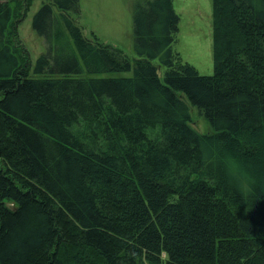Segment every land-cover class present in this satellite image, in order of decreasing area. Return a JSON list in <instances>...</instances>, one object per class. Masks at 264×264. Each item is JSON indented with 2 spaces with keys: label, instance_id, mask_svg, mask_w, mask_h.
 I'll return each mask as SVG.
<instances>
[{
  "label": "trees",
  "instance_id": "obj_1",
  "mask_svg": "<svg viewBox=\"0 0 264 264\" xmlns=\"http://www.w3.org/2000/svg\"><path fill=\"white\" fill-rule=\"evenodd\" d=\"M16 3L32 0H0V264H264V0H212L209 76L176 63L173 0L135 1L136 59L83 36L79 0L43 3L35 66Z\"/></svg>",
  "mask_w": 264,
  "mask_h": 264
},
{
  "label": "rangeland",
  "instance_id": "obj_2",
  "mask_svg": "<svg viewBox=\"0 0 264 264\" xmlns=\"http://www.w3.org/2000/svg\"><path fill=\"white\" fill-rule=\"evenodd\" d=\"M23 2L27 0H22ZM136 0H79V13L66 14L75 23L84 29L83 36L96 43L99 38L105 44H110L124 51L131 59L139 58L135 43L134 4ZM51 0H32L27 13L16 3L17 23L19 36L30 53L32 65L35 66L38 58L46 51L43 37L33 28L35 15L43 7V3ZM174 9L180 16L177 40L172 48L177 58V65L190 64L202 75L215 73L214 42H213V7L212 0H173ZM14 5V3H13ZM56 13L59 11L57 9ZM56 14V15H57ZM23 22L20 23V20ZM61 28H65L60 18ZM21 24V25H20ZM98 37V38H97ZM71 43L68 40V45ZM71 48V47H70ZM152 62L160 66L158 58ZM165 68L160 67L159 76L164 82ZM90 77L86 71L82 74ZM128 76L129 73L119 74ZM191 113V124L201 134H213L207 120L198 109L187 100Z\"/></svg>",
  "mask_w": 264,
  "mask_h": 264
}]
</instances>
